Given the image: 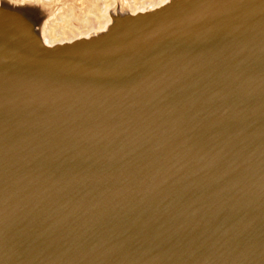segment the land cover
Returning a JSON list of instances; mask_svg holds the SVG:
<instances>
[{
    "label": "water",
    "instance_id": "95a60500",
    "mask_svg": "<svg viewBox=\"0 0 264 264\" xmlns=\"http://www.w3.org/2000/svg\"><path fill=\"white\" fill-rule=\"evenodd\" d=\"M61 5L0 0V264H73L80 247L82 264H207L203 240L228 234L264 246V0H171L49 44ZM144 222L132 255L123 230Z\"/></svg>",
    "mask_w": 264,
    "mask_h": 264
},
{
    "label": "bare ground",
    "instance_id": "6f19581e",
    "mask_svg": "<svg viewBox=\"0 0 264 264\" xmlns=\"http://www.w3.org/2000/svg\"><path fill=\"white\" fill-rule=\"evenodd\" d=\"M31 1V0H30ZM44 1H49V0H44ZM60 1V0H59ZM85 1V0H84ZM168 1L171 0H163L160 3H153V4H149L147 5L144 9H150V8H158L164 4H166ZM68 2V1H67ZM99 5V4H98ZM126 0H114V4H112V6L105 8L104 12H105V22L103 23L102 27L99 29H95V31L91 32H98L101 30H105L107 29L108 26H110L111 24H113V20L112 17L113 15L118 14V19H121L123 17H121V15L126 12L129 11L130 13H136L139 11H142L141 9H133L132 11L128 9V5ZM103 7V6H102ZM101 8V6H100ZM102 10V9H101ZM120 16V17H119ZM51 19V18H50ZM48 19L47 22L44 21V23L42 24V34L44 35V40L46 42H48L49 44H57V42H54L53 38H51V25L54 23V19ZM73 23V22H72ZM80 28V27H79ZM89 33V34H91ZM88 34V35H89ZM227 211L230 210L229 208L226 209ZM63 210L58 212V217H61L63 214ZM231 211H229L230 213ZM65 214V213H64ZM63 214V216H64ZM167 223H170L171 225V220L168 219L166 220V225H164V230L162 231V233H166L168 234V236L172 239L175 240L177 238L178 233L176 228L173 226H170V228L167 230L166 226ZM11 227H15L11 224ZM134 230V228H133ZM125 232H127L128 236L131 239V244L129 246L132 247L131 250H128L132 255L134 253H139L141 251H145L142 250L143 246H144V242H145V236H153L155 229L153 224H150L148 222H144V223H140V227H135L134 233L132 230H123ZM127 234L118 236L117 238H123L124 236H127ZM247 239H250L252 242H249V240L247 241H243L241 240L240 242H237V238H234L232 235L226 236V237H218L216 240L213 239V242L209 241V240H203L204 243H213L212 247H211V253H209L203 260H208L207 264H247L248 258L252 255H250L249 257L247 256V251H246V247H244L243 245H249L250 247H247V249L250 250V252H253L254 250H258L260 252V257H264V246L261 247H257V243H255V241H259V240H254L253 236H249ZM98 242L105 244V242H108L106 237L105 238H99L97 239ZM232 241H235L237 244H232ZM240 246V248H239ZM91 247V246H90ZM87 248V249H90ZM73 248H70L68 251H71ZM79 249H82V247H80ZM77 250L75 254H73L72 259L74 260L73 264H82L85 261L84 254H85V249L83 250ZM78 252H83L78 253ZM213 255V257H212ZM120 258H124L126 261H131L129 258L128 254H124L123 251L121 254L117 255ZM134 257V256H133ZM259 257V258H260ZM207 258V259H206ZM126 262V264L128 263ZM38 264H61V262H56L52 259H48L45 262H39ZM100 264H104V263H100ZM167 264H186L183 261L177 260L175 259L174 263H167Z\"/></svg>",
    "mask_w": 264,
    "mask_h": 264
},
{
    "label": "rangeland",
    "instance_id": "374dc122",
    "mask_svg": "<svg viewBox=\"0 0 264 264\" xmlns=\"http://www.w3.org/2000/svg\"><path fill=\"white\" fill-rule=\"evenodd\" d=\"M56 1L62 3L59 10L51 17L54 19V23L51 25V38L57 43L86 37L95 29L101 28L105 22L104 9L114 4V0ZM161 1L163 0H126L128 9L131 11L133 9L142 10L149 4L160 3Z\"/></svg>",
    "mask_w": 264,
    "mask_h": 264
}]
</instances>
